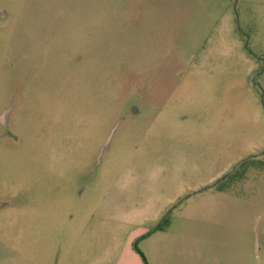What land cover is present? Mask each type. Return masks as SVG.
<instances>
[{
	"label": "rangeland",
	"instance_id": "374dc122",
	"mask_svg": "<svg viewBox=\"0 0 264 264\" xmlns=\"http://www.w3.org/2000/svg\"><path fill=\"white\" fill-rule=\"evenodd\" d=\"M120 259L264 264V0H0V264Z\"/></svg>",
	"mask_w": 264,
	"mask_h": 264
},
{
	"label": "trees",
	"instance_id": "16d2710c",
	"mask_svg": "<svg viewBox=\"0 0 264 264\" xmlns=\"http://www.w3.org/2000/svg\"><path fill=\"white\" fill-rule=\"evenodd\" d=\"M169 220L167 218H165L158 226V229H162L164 228L167 224H168Z\"/></svg>",
	"mask_w": 264,
	"mask_h": 264
},
{
	"label": "crops",
	"instance_id": "0c3cea01",
	"mask_svg": "<svg viewBox=\"0 0 264 264\" xmlns=\"http://www.w3.org/2000/svg\"><path fill=\"white\" fill-rule=\"evenodd\" d=\"M122 259V258H121ZM121 259H120V261H118L116 264H125V261H121ZM137 262H138V258H137Z\"/></svg>",
	"mask_w": 264,
	"mask_h": 264
}]
</instances>
